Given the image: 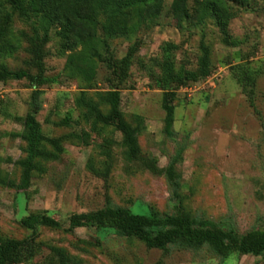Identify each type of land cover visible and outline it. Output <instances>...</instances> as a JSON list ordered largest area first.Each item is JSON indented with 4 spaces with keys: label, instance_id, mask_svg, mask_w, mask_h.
<instances>
[{
    "label": "rangeland",
    "instance_id": "1",
    "mask_svg": "<svg viewBox=\"0 0 264 264\" xmlns=\"http://www.w3.org/2000/svg\"><path fill=\"white\" fill-rule=\"evenodd\" d=\"M34 1L37 12L28 3V17H20L0 0V63L27 69L30 38L48 36L50 81L38 88L34 116L63 151L57 161H40L42 172L18 165L27 143L17 137L25 129L15 117L31 113L34 89L26 80L0 81V240L29 236L21 220L39 212L61 227H38L42 251L25 264L43 261L50 248L63 250L71 264H264V253L222 258L207 247L164 251L114 229L69 227L72 214L94 212L109 200L134 214L164 216L179 208L241 235L264 228V0H155L131 7L104 1L85 20L86 0ZM124 58L127 77L119 83L111 66ZM166 58L179 74L209 71L177 89L169 123L159 65ZM113 88L120 92L121 120L140 128V156L160 168L172 165L177 198L167 176L127 159L117 127L94 123L79 103Z\"/></svg>",
    "mask_w": 264,
    "mask_h": 264
},
{
    "label": "trees",
    "instance_id": "2",
    "mask_svg": "<svg viewBox=\"0 0 264 264\" xmlns=\"http://www.w3.org/2000/svg\"><path fill=\"white\" fill-rule=\"evenodd\" d=\"M104 1L107 5L118 3L120 6L131 7L155 0H86V9L82 19L91 18L98 5ZM6 3L20 17H28V3L32 5L33 11L37 12V5L34 0H6ZM55 20L67 25L69 23L68 17L58 12H55ZM219 25L224 43L230 45L227 29L221 22ZM47 43V35L42 37L36 35L30 38L28 48L30 58L26 62L27 69L11 70L0 63V81L26 80L34 89L31 113L24 117H15V120L25 129V132L17 137L27 143V156L17 163L27 171L42 172L39 162L57 161L63 151L61 140L45 136L41 132V124L34 116L40 109L37 99L41 91L38 88L50 81L45 76ZM173 47V44H170L169 49ZM126 58L128 59V57ZM126 58L111 66L112 75L118 79L119 83L127 77ZM159 65L162 74L160 83L163 90V109L166 113L165 120L169 123L174 119L173 100L177 89L188 81H196L206 77L209 71L206 67H201L198 70H188L179 74L175 71L174 62L169 58L162 60ZM120 102V92L117 88L99 94L97 100L79 98L80 105L86 109L87 115L93 119L94 123L103 126H115L120 130L127 159L129 161L140 160L151 173L167 176L173 196L177 198L179 184L172 165L160 168L153 161L140 156L138 143L140 128L138 125L132 126L121 120ZM102 106L108 107V112L104 113L101 109ZM48 146L50 149L47 148ZM21 225L31 231V234L22 240H0V264H25L38 257L42 251L41 245L37 242L38 227L45 226L56 229L61 227V223L57 219L39 212L24 217L21 220ZM69 227L70 229L82 227L114 229L124 236L137 239L147 248L164 251L173 247H207L222 258H227L232 254L259 256L264 253V228L241 235L234 231L224 230L207 221L193 218L179 208L175 213L164 216L156 212L148 215L134 214L129 209L113 205L108 200L105 207L94 212L72 214L69 217ZM37 264H71V262L63 250L50 248L48 255Z\"/></svg>",
    "mask_w": 264,
    "mask_h": 264
}]
</instances>
